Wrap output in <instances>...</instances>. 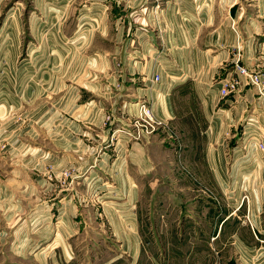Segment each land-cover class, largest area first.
I'll use <instances>...</instances> for the list:
<instances>
[{
    "label": "crops",
    "instance_id": "1",
    "mask_svg": "<svg viewBox=\"0 0 264 264\" xmlns=\"http://www.w3.org/2000/svg\"><path fill=\"white\" fill-rule=\"evenodd\" d=\"M38 1L44 14L40 22L44 43L54 47L55 104L50 127L56 150L66 151L70 163L62 155L38 153L42 159L38 167L46 176L40 178L42 198L29 204L34 206L29 221H39L33 234L42 243L51 241L43 248L46 253L39 264H73L80 250L96 247L94 239L100 234L120 245L119 253L102 264L124 258H129L128 264H264V165L254 170L249 183L252 196L244 208L242 200L229 204L224 199L176 197L167 201L178 207L176 214L162 213L152 209L154 192L144 215L141 202L148 185L145 179L155 181L150 188L158 195L162 185H156L166 174L173 187L181 179L187 183L180 184L181 192H201L207 184L215 187L217 175L226 172L231 145L239 141L244 145L247 136L261 132L264 106L236 68L237 57L227 50L215 52L224 37L232 48L242 42L245 66L264 58V54L256 56L258 48L264 52V40L257 42L260 24L251 18L250 9L240 0H109L105 14L104 0ZM256 2L262 17L264 0ZM223 9H230L231 20L210 28L206 15ZM47 14L53 17L50 28ZM96 37L113 45L104 57L87 55ZM26 60L31 67L32 58ZM48 62L51 59L43 67ZM40 72L28 70L24 77L41 79ZM156 73L161 75L158 83L152 80ZM234 74L242 85L222 96V83L214 81L225 75L226 82ZM40 79L35 87L30 81L16 87L8 80L5 90L12 96L6 110L17 108L16 93L30 100V94L46 92ZM80 92L90 98L81 101ZM137 123L143 136L130 149L124 139L114 141L116 128H134ZM252 152L250 148L248 154ZM67 169L72 174L68 186H63L61 174ZM49 170L55 175L54 184L47 178ZM80 174L82 186L79 177L75 179ZM92 179L104 193L98 201L102 205L96 208L86 183ZM11 183L0 184V220L6 223L15 218L13 208L24 206L26 200H15L18 190ZM109 185L126 197L108 196ZM22 191L30 194L33 189L28 186ZM108 199H126L124 210L132 209L129 223L120 221L107 206L113 201ZM59 206L67 229L49 240L46 223Z\"/></svg>",
    "mask_w": 264,
    "mask_h": 264
},
{
    "label": "rangeland",
    "instance_id": "2",
    "mask_svg": "<svg viewBox=\"0 0 264 264\" xmlns=\"http://www.w3.org/2000/svg\"><path fill=\"white\" fill-rule=\"evenodd\" d=\"M108 2L109 0H104V4H106L104 10L105 14L109 10V7H107ZM240 2L250 9L251 18H254L255 21L260 24V28L257 33L260 39H258L257 42H263L264 16L262 15V17H260L258 15L256 0H240ZM241 3L239 5H241ZM222 11L223 12L219 11V13H217L213 10L212 13L206 15L207 23H212L210 28L213 27L214 23L223 22V25H225L227 21L231 20L230 9H223ZM77 14L76 22L78 24L80 18H78L79 13ZM52 19L53 17L47 14L46 21H50L49 28L54 26ZM41 20H44V14L42 15L39 10L38 0H0V184H4L7 181L12 182L11 185L18 190L14 196L15 200L17 201L19 198L21 200L26 199L24 206H15L13 208L15 218L12 223H6L0 220V264H39V262H41L42 255L45 256L46 253L43 248L51 241L48 243H42L39 236L33 234L37 233L35 229L37 228V225H39V221H29L30 213L34 212L32 210V208L34 209V206L32 207V205L29 204L35 205L38 198H42L40 178H45L46 176L43 173L44 171L38 167L39 162L42 161V159L39 158V154L42 151H47L51 154L62 155L64 159L68 160L67 163L70 164L69 158L65 157L67 152L62 151V153H60L56 150L53 139V127H50L53 124L55 104V93L53 90L54 69L52 64L54 47L53 45L50 46L48 44L46 46L44 43L47 39L44 38V31L42 32V28H40ZM206 32L208 34L209 30ZM226 43L228 42H226L224 37H222V43L217 45L215 52L227 50L230 56L232 55V57H237V63H235L236 65H244V49L242 47V42L240 41L239 44L233 48L231 45H226ZM112 46L113 45L104 40L103 37H96L94 44L92 45L91 50L88 51L87 55L89 54V56L104 57L105 50H108V48H111ZM262 51L263 50L261 48H258L256 56L264 54ZM29 57L32 58L31 67H28L27 62H24L26 59H29ZM39 57L43 60L41 63L38 62L37 58ZM50 59L51 62H48L46 67H43L45 66L44 63ZM257 59V62L255 61V63L246 66L249 69L251 76H245V81L250 82L251 78L254 79V81L257 80V83L253 84L250 82L248 85L250 87L253 86L252 88L255 91L254 93H256L255 97L261 101L264 106V58L257 57ZM259 64L260 66H258ZM230 66L231 65L228 64L225 66V69H228ZM28 70H30V72L35 71V73L39 72V70L42 71L40 73H43V76L41 79L39 78L42 81L40 85L45 87L46 92H32L33 94H30V100H23V96L21 97L19 93H16L18 94L16 95V98L19 99L18 106L16 109H10L7 111L8 96H12L8 95L5 90L8 85V80L11 84L13 81L16 87L28 85L29 81L33 87L38 85L37 81L39 79H37V75L29 81L24 77L25 72ZM225 78V75H220L214 82L222 83ZM233 79H237L240 86L242 85L240 78L237 77L236 74H234V78H231L226 82ZM258 83L260 84V89L257 85ZM80 95V100L83 102L90 98L85 92H80ZM63 112L65 115L66 111L64 110ZM261 112L262 126L259 128L261 132L256 135L264 140V108ZM24 114H27V120H24ZM136 128L137 127H127V129L124 130L134 133L136 132ZM119 129L120 128L118 127L114 131V134H116L114 141L116 142L118 139L123 140V138H119L118 136L125 137V133L121 132L123 129H121V131ZM142 136L138 139H129L126 137L125 139H127V141L124 139L127 143L126 149H130L132 142L138 141L142 138ZM235 150H237V152ZM117 157L118 156L113 157L114 163L119 161V158ZM250 157L246 155L243 143L241 141H239V143L235 142L233 146L231 145L226 154V172L223 175H217L218 180H216L217 184L215 187L207 184L201 192L196 190L181 192L178 190V188L181 187L180 184L184 187L187 183L181 179L180 183L176 185V187H173L169 175L166 174L159 179L160 181L156 185H162V189L159 190L157 195L156 190L150 188L155 181L150 182L151 179H145V183L148 185L141 193L142 211L145 209L144 215L146 214V211L149 212V209L151 208L150 198L154 192L155 204H152V209H158L159 212L162 213H166L169 210L174 214H176L175 210L178 209V207L173 206L167 201H171V199L176 197H195L204 198L206 200L209 198L224 199L228 201L229 204L243 200L246 196L251 198L252 195L251 190L249 189V183L254 177L253 175H255L254 170L260 167V165H264V152H256L255 156L251 155ZM50 171L51 170L47 172V178H50L49 181L54 184L57 181L54 173ZM71 174L72 171L69 169L64 170L61 174L62 182L60 181V184L68 186L67 184L70 182ZM100 174L98 175L100 176ZM82 176L83 174H80V176L75 177V179L79 177L81 182L80 186H82V182H84L82 180L84 177ZM95 182L96 180L92 179L86 183L89 184V192L93 195L91 196V202L94 203L96 208L98 205H102L101 202L98 201L102 200L100 198H102L104 193H101V189H99L97 183L95 184ZM28 186L33 189L30 194L22 191ZM170 187L175 188V190L172 191ZM110 188L111 191H107L109 192L108 196H113L115 198L126 197L123 196V191L114 188V186H111ZM67 196L68 195H66V197ZM108 200H113L112 203L107 206L110 207L115 214H117L120 221L124 224L129 223L130 217L128 215H131V213H129L128 210L132 209H128L127 211L124 210L126 209L124 206L126 199ZM66 201L67 199L64 200V204ZM244 203L247 204L248 202L245 200ZM242 207H245L244 204L241 208ZM60 208L61 206L57 207V209L54 210V213L52 211L51 220L47 223L45 222L46 225L49 226V240H51L52 236V240H54L58 233L62 234L67 229L65 221L62 219L63 217L60 214L61 212H59ZM179 223H181V221ZM99 236L96 235V238L94 239L96 247H94L92 251L86 252V250H78L79 254L76 255L75 263L73 262V264H102V262L108 261L111 257L119 253L120 245L118 242L114 239H104L102 238V234ZM58 237H60V235ZM58 239L59 241L56 242L60 245V238ZM86 241L87 239H85L82 244ZM18 246L22 247L17 248ZM89 246L91 249V245ZM94 252L96 253L94 254ZM129 261V258H124L116 264H128Z\"/></svg>",
    "mask_w": 264,
    "mask_h": 264
},
{
    "label": "built area",
    "instance_id": "3",
    "mask_svg": "<svg viewBox=\"0 0 264 264\" xmlns=\"http://www.w3.org/2000/svg\"><path fill=\"white\" fill-rule=\"evenodd\" d=\"M236 68L238 69L239 73L246 76V77H250V73H249V69L244 66V65H239L237 64L236 65ZM255 78V77H254ZM152 80L155 82V83H158L161 81V75L159 73H156L154 74ZM250 82L251 83H257V80L254 81V79H250ZM222 87L220 89V92L222 94V96H227L229 95L230 93L232 92H236L240 86V83L237 79H233V80H230L229 82H222ZM259 89L261 88L259 85V83L257 84ZM146 114H149L150 115V110L147 109V111L145 112ZM140 125L137 123L136 124V132H131V131H127V130H123L121 132H124L125 133V137H128L129 139H138L142 136V130L141 128L139 127ZM125 139V138H123ZM123 144L124 146L126 147V141L123 140ZM243 148L245 149L246 152V155L248 157H250L251 155L248 154V151L249 149H253V152H252V156H255L256 152H259V151H263L264 152V140L261 138V137H258L256 134H252V135H249L247 136V139L245 140L244 142V145H243ZM251 158V157H250ZM247 198V199H245ZM242 201H241V204L240 206L243 205L244 201L246 200L247 202L249 201V197L246 196ZM239 206V207H240Z\"/></svg>",
    "mask_w": 264,
    "mask_h": 264
}]
</instances>
